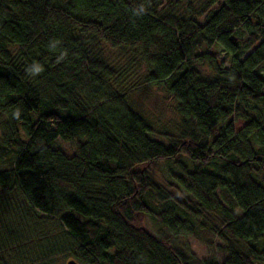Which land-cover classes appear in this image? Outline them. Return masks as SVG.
<instances>
[{
  "label": "trees",
  "instance_id": "obj_1",
  "mask_svg": "<svg viewBox=\"0 0 264 264\" xmlns=\"http://www.w3.org/2000/svg\"><path fill=\"white\" fill-rule=\"evenodd\" d=\"M136 63L175 133L124 99ZM261 69L264 0H0V264L29 223L57 226L78 264H264ZM159 165L180 199L151 179ZM186 236L225 260L171 241Z\"/></svg>",
  "mask_w": 264,
  "mask_h": 264
},
{
  "label": "rangeland",
  "instance_id": "obj_2",
  "mask_svg": "<svg viewBox=\"0 0 264 264\" xmlns=\"http://www.w3.org/2000/svg\"><path fill=\"white\" fill-rule=\"evenodd\" d=\"M102 53L111 65H123L127 61V57L123 52L103 48ZM261 72L264 74V69H261ZM143 73L144 67L140 63H136L133 66V72L128 82L123 86V90L126 91L124 99L134 111L149 120L156 131L175 133L177 118L174 113V104L169 102L159 89L149 85H142L138 78ZM206 73L208 72L206 71ZM245 125V122L237 121L234 127L237 131ZM22 138H25L23 134ZM152 138L157 140V137ZM56 146L67 153L73 150V143L69 141H58ZM150 177L167 192L172 193L178 199L181 198L174 189L168 190L165 186L167 173L163 165L153 167L150 170ZM217 195L225 206L231 207V203L225 200V195L223 196L219 193ZM18 204L23 210L26 209V205L21 199L18 200ZM234 213H238V210H234ZM146 227L154 234L161 231L157 224L150 219H146ZM42 229L43 231H41ZM43 232L46 233V241L41 237ZM21 235L22 240L18 245L3 252L2 257L5 264H40L42 262L66 264L71 259L68 252L64 249V240L57 226L40 228L29 223L25 224ZM171 241L179 250L193 254L200 259L215 260L221 263L226 258L224 245L217 239L186 236L173 238ZM261 247H264V240L261 241Z\"/></svg>",
  "mask_w": 264,
  "mask_h": 264
},
{
  "label": "water",
  "instance_id": "obj_3",
  "mask_svg": "<svg viewBox=\"0 0 264 264\" xmlns=\"http://www.w3.org/2000/svg\"><path fill=\"white\" fill-rule=\"evenodd\" d=\"M66 264H78L76 261H74V260H68L67 262H66Z\"/></svg>",
  "mask_w": 264,
  "mask_h": 264
}]
</instances>
